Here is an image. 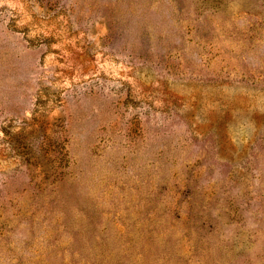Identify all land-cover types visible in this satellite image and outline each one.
<instances>
[{"label": "rangeland", "instance_id": "374dc122", "mask_svg": "<svg viewBox=\"0 0 264 264\" xmlns=\"http://www.w3.org/2000/svg\"><path fill=\"white\" fill-rule=\"evenodd\" d=\"M0 264H264V0H0Z\"/></svg>", "mask_w": 264, "mask_h": 264}]
</instances>
